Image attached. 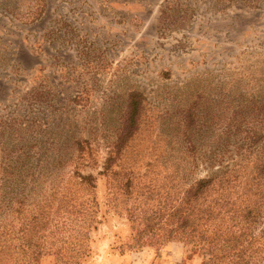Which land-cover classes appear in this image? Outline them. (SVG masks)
Returning <instances> with one entry per match:
<instances>
[{
  "label": "rangeland",
  "instance_id": "obj_1",
  "mask_svg": "<svg viewBox=\"0 0 264 264\" xmlns=\"http://www.w3.org/2000/svg\"><path fill=\"white\" fill-rule=\"evenodd\" d=\"M132 92L139 128L106 170ZM254 99L264 0H0V264H264L244 178L213 225L174 219L207 153L237 160Z\"/></svg>",
  "mask_w": 264,
  "mask_h": 264
},
{
  "label": "trees",
  "instance_id": "obj_2",
  "mask_svg": "<svg viewBox=\"0 0 264 264\" xmlns=\"http://www.w3.org/2000/svg\"><path fill=\"white\" fill-rule=\"evenodd\" d=\"M141 97L142 95L139 93L132 92L129 94L126 115L110 156L106 159V170L112 167L122 148L139 128L142 111L144 110ZM194 110L193 106L186 110L185 120L195 121L197 114ZM242 138V146L239 149H243V151L237 152V160L231 168H223L222 166L214 170L215 163L221 165L222 154L218 149L207 153L205 162L209 164L212 172L210 176L197 180L191 186L175 211L174 219L179 231L190 228L193 233L199 227L201 228L204 222H210V225H213V221L219 219L222 214L227 213L228 209H232L235 203L225 200V195L228 189H235L241 184L239 182L240 178H244V191L242 192L244 199L241 202L248 204L246 206L248 213L247 216H243L242 227L248 228L251 224L249 217L253 216L255 231L259 224V218L264 217V99H254V132H250ZM221 141L222 139L219 136H216L214 140L213 136L211 137L212 144H219ZM74 144L78 146L77 148L80 151H83L82 144H79V142ZM249 157H253L254 160H251L253 162L252 166L247 168L243 164L247 162ZM82 179L85 182L91 180L89 176ZM261 241H264V235L254 233V244L263 245Z\"/></svg>",
  "mask_w": 264,
  "mask_h": 264
}]
</instances>
